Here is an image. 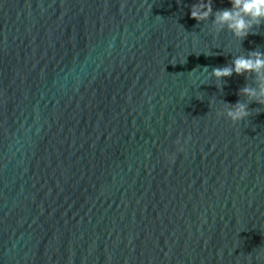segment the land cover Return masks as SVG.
<instances>
[{
	"label": "water",
	"instance_id": "water-1",
	"mask_svg": "<svg viewBox=\"0 0 264 264\" xmlns=\"http://www.w3.org/2000/svg\"><path fill=\"white\" fill-rule=\"evenodd\" d=\"M196 2L0 0V264H264V106L212 76L264 23Z\"/></svg>",
	"mask_w": 264,
	"mask_h": 264
},
{
	"label": "clouds",
	"instance_id": "clouds-1",
	"mask_svg": "<svg viewBox=\"0 0 264 264\" xmlns=\"http://www.w3.org/2000/svg\"><path fill=\"white\" fill-rule=\"evenodd\" d=\"M229 3L230 8L214 12L212 0H197L191 6V18L200 23L212 17L216 32L226 28L234 37L241 40L249 34H256L253 29L264 23V0H229ZM233 73L243 75L245 80L254 75L255 84V87L245 84L237 93L238 96L247 97V102L238 100L235 104L227 105L224 114L236 123L250 116L249 104L257 103L264 106V52L248 51L247 56H236L229 64L212 69V76L217 80L230 77ZM176 143L179 144V140Z\"/></svg>",
	"mask_w": 264,
	"mask_h": 264
}]
</instances>
